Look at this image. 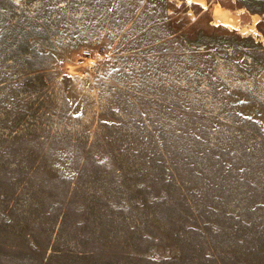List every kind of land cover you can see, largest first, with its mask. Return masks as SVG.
<instances>
[{"label":"rangeland","instance_id":"1","mask_svg":"<svg viewBox=\"0 0 264 264\" xmlns=\"http://www.w3.org/2000/svg\"><path fill=\"white\" fill-rule=\"evenodd\" d=\"M0 264H264V0H0Z\"/></svg>","mask_w":264,"mask_h":264},{"label":"bare ground","instance_id":"2","mask_svg":"<svg viewBox=\"0 0 264 264\" xmlns=\"http://www.w3.org/2000/svg\"><path fill=\"white\" fill-rule=\"evenodd\" d=\"M231 19H233V21L236 23V24H238V22H237V20H238V15H233V14H231Z\"/></svg>","mask_w":264,"mask_h":264}]
</instances>
